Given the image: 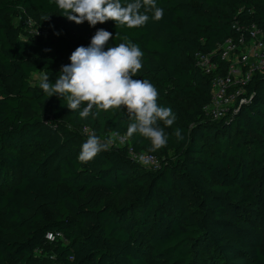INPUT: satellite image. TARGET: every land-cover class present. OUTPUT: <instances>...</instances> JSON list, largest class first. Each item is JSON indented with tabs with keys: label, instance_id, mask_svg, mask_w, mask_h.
Listing matches in <instances>:
<instances>
[{
	"label": "trees",
	"instance_id": "1",
	"mask_svg": "<svg viewBox=\"0 0 264 264\" xmlns=\"http://www.w3.org/2000/svg\"><path fill=\"white\" fill-rule=\"evenodd\" d=\"M156 5L162 19L148 12L141 27L111 20L90 27L69 21L55 0H0V264H27L39 250L59 264H193L205 251L222 264H264V67L223 117L204 111L213 80L228 69L220 46L248 38L251 27L264 33V0ZM19 8L56 14L60 35L21 40L25 25L7 20ZM98 29L113 35L105 50L127 37L143 52L133 78L153 84L158 105L176 117L171 126L158 122L165 147L153 151L138 133L128 137L126 109L94 108L81 119L65 99L47 98L42 80H31L42 73L54 83ZM92 133L106 144L112 133L126 141L81 162ZM31 145L43 150L39 159L10 151ZM142 153L155 156L154 169L132 156Z\"/></svg>",
	"mask_w": 264,
	"mask_h": 264
},
{
	"label": "clouds",
	"instance_id": "2",
	"mask_svg": "<svg viewBox=\"0 0 264 264\" xmlns=\"http://www.w3.org/2000/svg\"><path fill=\"white\" fill-rule=\"evenodd\" d=\"M62 15L69 21L89 26L103 24L109 20L129 28L141 27L149 20H160L163 9L157 7L156 0H133L126 6L121 0H55ZM141 8L144 12L141 13ZM112 33L98 29L90 44L77 47L69 56L70 63L63 65L54 83L49 82L45 74L40 87L47 98L57 96L67 101V108L79 112L81 119L93 115V109L108 111L124 108L132 121L127 128V136L139 134L148 139L152 150H159L168 143V136L158 126L163 122L171 126L175 114L171 108L158 105V91L148 80L134 79L142 69L143 52L127 41L107 47ZM82 109V110H81ZM174 135L182 139L180 130ZM108 144L102 143L95 133L88 136L81 145L79 160L88 162L97 154L106 150Z\"/></svg>",
	"mask_w": 264,
	"mask_h": 264
},
{
	"label": "built area",
	"instance_id": "3",
	"mask_svg": "<svg viewBox=\"0 0 264 264\" xmlns=\"http://www.w3.org/2000/svg\"><path fill=\"white\" fill-rule=\"evenodd\" d=\"M221 58L227 62L228 69L224 76L213 80L211 98L204 111L207 117L217 120L223 117L228 110L237 103V98L243 90L242 86L249 80L255 71H261L264 67V33L257 27L249 29V37L241 35L236 40L228 39L220 46ZM240 98V101H243ZM110 136L118 142L110 140L108 145L124 144L126 139L115 133ZM109 136V137H110ZM139 162L156 166L157 159L149 153L132 154ZM61 237V234L55 233ZM48 240H54L52 232L46 233Z\"/></svg>",
	"mask_w": 264,
	"mask_h": 264
},
{
	"label": "rangeland",
	"instance_id": "4",
	"mask_svg": "<svg viewBox=\"0 0 264 264\" xmlns=\"http://www.w3.org/2000/svg\"><path fill=\"white\" fill-rule=\"evenodd\" d=\"M7 20L11 25L24 24L26 27L25 31L19 35L21 40L41 41L53 39L60 35L61 27L59 17L56 14H44L37 11L36 9H23L19 8L16 12L8 15ZM75 32V30H74ZM77 34V33H76ZM44 74H31L32 81L42 80ZM110 140L118 142L114 137L110 136ZM10 151L21 157H28L32 159H39L43 150L37 145L22 146L16 148L12 146ZM158 163V162H157ZM156 163V165H157ZM154 169L156 166H149ZM15 180V179H14ZM210 251L197 252L194 258L193 264H222V258L217 253H212L209 256ZM146 260L151 261L149 256V248H146ZM8 264H19L17 262H11ZM27 264H59L53 256L48 252L41 250L37 251L35 255L30 259Z\"/></svg>",
	"mask_w": 264,
	"mask_h": 264
}]
</instances>
